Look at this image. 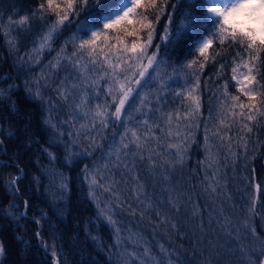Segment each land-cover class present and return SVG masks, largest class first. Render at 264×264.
Masks as SVG:
<instances>
[{
	"label": "trees",
	"instance_id": "trees-1",
	"mask_svg": "<svg viewBox=\"0 0 264 264\" xmlns=\"http://www.w3.org/2000/svg\"><path fill=\"white\" fill-rule=\"evenodd\" d=\"M42 2L0 0V118L6 117L0 119V136L12 132L13 139L5 140V145H15L6 154L0 153V165H11L0 167V244L5 247L0 264H128L122 244L131 228L137 229L135 224L156 235V244L162 240L175 245L183 256L202 264L264 260L260 255L264 250V117L258 116L249 124L252 131L245 132L231 116L221 114L222 110L227 113L231 98L239 95L231 68L241 62L236 53H244L238 42L220 43L219 25L213 26L216 17L207 13L208 0H167L166 7L160 0L164 11L155 23L153 43L162 44L163 62L148 69L140 86L131 82V72L115 77L133 88L119 120L112 115L119 94L111 68L93 63L87 52L79 55L74 68L73 52L80 41H69L74 36H90V32L78 31L86 17L102 27L97 17L101 3L114 10L124 0H89L47 47L39 45L54 17L48 16L47 25L32 20L19 26L9 20L30 15ZM173 5L175 23L168 25ZM159 10L148 9L145 14L154 20ZM193 19L196 22L190 25ZM166 25L172 34L168 47L160 40ZM140 36L146 39L147 32ZM207 37L213 43L205 61L198 47ZM132 39L128 38L129 44ZM154 50L149 49V54ZM67 57H73V62ZM193 60L197 63L189 67ZM197 84L194 92L186 91ZM157 96L164 99L158 102ZM197 98L200 108L194 111ZM97 110L107 114V127L101 128L100 119H94ZM177 116L182 119L178 121ZM149 117L164 129L155 133L161 138L160 147L155 141L148 145L160 153L158 167L146 162L149 152L145 148L135 158L129 156L135 164L131 171L117 170L114 149L121 137L129 129L143 135V121ZM224 125L230 127L225 130ZM177 129L182 139L175 137ZM130 139L129 131L125 142ZM181 143L186 146L182 161L176 157V145ZM130 148L136 152L134 146ZM141 154L145 161L140 160ZM21 174L23 179L13 193L9 181ZM91 178L96 179V187H90ZM109 184L125 203L105 191ZM13 204L18 207L12 208ZM181 204L197 210V223L205 237L215 239L214 256L208 255V240L196 243L177 219L169 221L162 212L164 208L178 210ZM21 212H26L23 218H11ZM108 217L115 223H109Z\"/></svg>",
	"mask_w": 264,
	"mask_h": 264
},
{
	"label": "snow or ice",
	"instance_id": "snow-or-ice-1",
	"mask_svg": "<svg viewBox=\"0 0 264 264\" xmlns=\"http://www.w3.org/2000/svg\"><path fill=\"white\" fill-rule=\"evenodd\" d=\"M89 0H44V2L39 3L36 9L30 13V15L20 16L19 20L13 21L12 17L9 20L16 23L19 26H25L32 20L43 21L46 25L48 24V16L54 17L47 33L42 37L41 45L42 47H47L50 45L53 39V35L58 33L61 29L65 28L66 25L72 22V17L78 15V10H83L86 8ZM207 13L214 14L216 19L213 21V26L219 25V39L220 43L223 44L225 40H231L233 42H238L243 46L244 56L240 52L236 53L237 57H240V64L231 68V80L234 82L236 91L239 95L233 96L231 98V106L227 113L222 110V115H229L233 118V123H240V130L245 132H251L252 128L249 124L256 122L258 116L264 117V70H262L261 53H264V0H232L228 3V0L221 5L216 3V0H208ZM164 6H167V0H164ZM173 12H169L167 15L168 25L174 24V11L176 5H173ZM160 9L154 12V20L149 19L147 13L148 9ZM143 10V11H138ZM164 11V7H161L160 0H124L120 4V7L114 10L105 8L101 3L99 9L97 10V17L102 20V27H99L96 20H89L88 17L85 18L83 22H80L78 31L89 33L90 36L87 39H81L80 37H72L69 41L75 44L76 40H79L78 50L73 52V57L75 61L73 62V57H67L70 62H73V67L78 66L79 55L83 52H87L89 58L92 59L93 63L106 64L111 68L113 73V85L118 84V103L115 106V112L112 114L115 120H119L122 112L125 110V105L129 101L133 94L132 87H126L125 83H120L115 77L119 76L121 73L131 72L133 74V80L131 81L137 86H140L142 81L145 79L146 73L149 68H153L154 65H158L163 61L160 58L159 50L162 44H154V34H155V23H158L161 14ZM100 12H108V15H100ZM203 14V13H201ZM195 19L191 20L190 25L195 24ZM166 25L164 28V34L160 37L164 47H168L172 42V34L169 31V26ZM115 31V35H110V32ZM147 32L146 39L141 38V32ZM207 31V30H206ZM133 38L131 43H128V38ZM213 41L211 39H204L202 43L199 44L198 52L199 56L205 61L208 59L207 53L212 45ZM155 49L149 54V49ZM63 51V48L61 49ZM110 58H114L115 62H112ZM235 59V58H234ZM146 60V63L144 61ZM197 61L193 60L192 64H196ZM56 67V65H52ZM203 67V64L200 65ZM225 65H221L220 68L223 70ZM245 69V71H240V68ZM127 81V77H125ZM197 84L194 88L189 89V93L194 92L195 88L198 87ZM161 85V89H163ZM227 88V85H225ZM59 91V89H57ZM111 92V89L109 90ZM62 96H66V93H61ZM167 94L165 93V96ZM241 96H243L246 102L241 101ZM157 101L164 99L162 96H157ZM195 105L194 111H198L200 104L197 99L193 100ZM99 109V106H98ZM153 113V108L150 107L148 110ZM87 115V113L85 114ZM107 114L100 110H97L94 115L95 118L100 119V127H107ZM6 117L0 118L5 119ZM176 119L179 121L182 118L177 116ZM168 127L171 129L172 126V116L167 117ZM143 126L145 132L143 135L138 134L135 130H126L125 134L121 137L120 144L114 151L116 154V165L115 167L119 170L121 167L127 171H131L135 164L130 163L128 158L131 155L135 158L136 154L142 153L145 148L149 152L146 162H151L154 168L158 167V161L160 160V153L157 148L160 147L161 138L157 137L155 133L157 131H164L160 128L158 124L151 121V117L143 121ZM229 125H224V129H228ZM81 128H84L82 125ZM130 131L131 139L125 142L128 132ZM3 132V128L0 127V133ZM207 133V129H206ZM90 134V133H89ZM13 133L9 132L6 136H0V153L6 154L10 147L15 145H5V140L11 141L13 139ZM169 136H172L171 131L168 132ZM218 135V133H217ZM175 137L182 139L180 137L179 129L175 133ZM223 142V137L220 138ZM207 140V135H206ZM156 142L157 148L148 147L153 142ZM186 143V142H185ZM185 143L176 145V157L182 161L184 155H186ZM231 140L229 139V144ZM131 146H134L136 152H132ZM166 148L172 147V145H165ZM123 157V158H121ZM140 160L145 161V157L141 154ZM0 167H11V165H0ZM89 169L85 167V172ZM167 171V169H165ZM123 178V177H122ZM20 179H23V175L16 176L13 180L9 181V190L15 193L16 185ZM89 179V177H85ZM96 179L91 178L90 187H96ZM138 185V189H139ZM259 185L257 188L259 189ZM136 193V198L140 199L141 193L138 191ZM105 191H108L113 199L120 200V197L115 188L111 184L105 187ZM95 195V193H92ZM123 204L125 201L120 200ZM28 202L25 201V208H27ZM12 208H17L18 206L13 204ZM129 210L131 211V206L129 205ZM11 216V213H8ZM26 212H21L19 217L11 216L13 220L18 218H23ZM43 219V217H41ZM109 223H115L108 217ZM38 223V221H33ZM119 231V229H117ZM37 237L40 238L39 232ZM264 249V245H262ZM243 251V249H241ZM5 253V247L0 244V257ZM53 256L57 254L52 253ZM264 256V250L260 253ZM258 264H264V260H259Z\"/></svg>",
	"mask_w": 264,
	"mask_h": 264
},
{
	"label": "rangeland",
	"instance_id": "rangeland-1",
	"mask_svg": "<svg viewBox=\"0 0 264 264\" xmlns=\"http://www.w3.org/2000/svg\"><path fill=\"white\" fill-rule=\"evenodd\" d=\"M224 2L225 0H216V3L221 5ZM231 2L232 0H228V3ZM205 39H209V37ZM39 46L42 45L40 44ZM189 89L190 87H187L186 91ZM162 212L166 213L169 221H173V218L177 219L181 223L182 230H185L186 234L191 235L196 243L203 244L208 240L211 245L208 249V255L214 256L215 239L211 236L205 237L203 230L197 223V210L195 208L192 209L181 204L178 210L171 211L164 208ZM134 226L137 229L131 228L129 234H126L125 242L122 244L123 248L128 252V264H202L193 257L183 256L175 245L164 244L161 239L156 244L154 241L157 240L156 235L152 237L147 227L141 224H135Z\"/></svg>",
	"mask_w": 264,
	"mask_h": 264
}]
</instances>
